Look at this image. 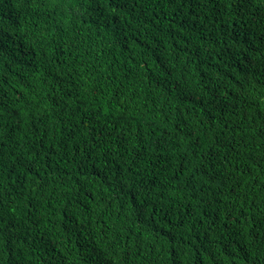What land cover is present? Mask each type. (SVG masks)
<instances>
[{"label": "trees", "instance_id": "1", "mask_svg": "<svg viewBox=\"0 0 264 264\" xmlns=\"http://www.w3.org/2000/svg\"><path fill=\"white\" fill-rule=\"evenodd\" d=\"M0 264H264V0H0Z\"/></svg>", "mask_w": 264, "mask_h": 264}, {"label": "snow or ice", "instance_id": "2", "mask_svg": "<svg viewBox=\"0 0 264 264\" xmlns=\"http://www.w3.org/2000/svg\"><path fill=\"white\" fill-rule=\"evenodd\" d=\"M240 2L243 4V3H245V0H240Z\"/></svg>", "mask_w": 264, "mask_h": 264}]
</instances>
